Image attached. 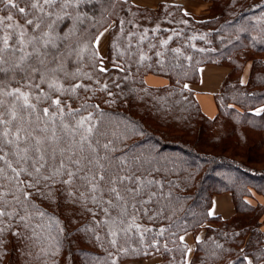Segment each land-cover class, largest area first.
<instances>
[{"label": "trees", "instance_id": "16d2710c", "mask_svg": "<svg viewBox=\"0 0 264 264\" xmlns=\"http://www.w3.org/2000/svg\"><path fill=\"white\" fill-rule=\"evenodd\" d=\"M210 1L204 14L184 11L171 0L155 8L130 0L58 4L40 29L26 23L33 16L25 0H15L17 8L0 2V31L16 33L18 23H26L29 37L49 32L55 43L37 42L45 62L34 55L25 66L27 79L18 71L0 73L6 91L30 94L36 111L29 120L39 116L40 127L51 129L54 123L59 132L60 109L72 113L63 118L70 126L91 116L85 126H95L94 139L109 145L108 155L131 162L136 176L154 182L138 198L149 202L129 207L122 224L108 193H96L101 200L94 203L85 188L69 197L74 189L50 184L52 196H42L50 188L30 189L32 178L21 175L26 182L21 187L33 194L30 203L6 209L16 215L0 224L7 229L0 234V264H258L264 259V0ZM203 65L225 71L213 94V116L201 110L195 94ZM148 74L162 82L149 84ZM56 100L59 106L52 103ZM44 109L56 119L44 117ZM105 151L99 148L100 155ZM222 192H230L234 206L225 218L209 213L212 196ZM255 195L260 199L248 200ZM133 216L139 231H122ZM185 233L193 235L191 243L183 240Z\"/></svg>", "mask_w": 264, "mask_h": 264}, {"label": "snow or ice", "instance_id": "6c2138e0", "mask_svg": "<svg viewBox=\"0 0 264 264\" xmlns=\"http://www.w3.org/2000/svg\"><path fill=\"white\" fill-rule=\"evenodd\" d=\"M0 2L11 5L13 8L18 7L15 0H0ZM73 2L86 3L88 0H25V3L29 5L28 12L33 16V19L27 20L26 23L34 25L35 29H40L47 19L55 14L58 4L62 8H67ZM18 10L22 14L26 13L25 8ZM60 18L59 15L56 16L57 20ZM8 19L11 20L12 17L9 16ZM55 22L53 21V24ZM53 24H48V28L51 29ZM8 27L12 28L13 26L8 25ZM16 35L15 32H12L8 36L0 37V43H2L0 46V73L6 76L10 71H18L25 73L22 79H27L28 74L25 72V66L34 55L40 64L45 62L40 58L41 52L40 48L36 47L37 42H40L43 47L49 45L55 47V43L50 38L49 32H42L41 35L29 37L27 40L24 39L26 32H20L19 38L14 39ZM10 39H14L12 45L9 44ZM29 45H32L31 52L25 51ZM17 52L22 53L18 58H16ZM6 54H9L7 59L5 58ZM47 55V52L43 53V56ZM32 71L34 72L36 69L32 68ZM12 79L15 77L13 76ZM17 82L19 83V81ZM31 86L36 87V85ZM5 87V80L0 79V224L3 223V217L7 216L11 219L16 215L15 209L11 212L6 210L9 205L30 203L33 193L24 191L21 187L26 183L20 179L21 175L32 178V183H27V187L30 189L35 188L39 191L38 186L40 185L50 188L48 192H40L39 194L42 196H52L55 189H51L50 184H61L66 186V189H74L75 191H68L69 197H73L80 188H85L86 192L92 194L91 199L94 203H100L101 200V197H98L96 193H108L111 197L108 203L111 207L119 209L122 224L125 223L123 218L128 216L129 207L136 209L137 204L149 202L148 200L140 201L138 198L154 182L136 176L131 162L108 155V152L112 151L109 145H100L99 140L94 139L95 126H85V121L90 120L91 116L84 117L70 126L64 123L63 118L71 116L72 113H65L63 109H60L59 132H57L54 123L51 129L47 124L40 127L41 117L29 120V117L36 111V105L30 102V94L20 88L6 91ZM49 87H55L57 91H62L54 84H49ZM74 90L72 89V91ZM8 98H12L11 101ZM41 98L40 96L36 97L37 100ZM43 98L47 99V95L45 94ZM52 103L60 105L59 100L52 101ZM43 116L50 121L56 119V113L50 115L49 109L43 110ZM13 127H15V132L11 131ZM36 131L41 133L51 131V135L36 136L34 135ZM22 144L23 146H21ZM99 148L106 150L104 155L99 154ZM65 176L68 178L64 179ZM64 190L61 189V191ZM9 195L12 196L11 200L7 199ZM84 196L85 193L80 192V197ZM113 200L116 203H113ZM107 211L108 209H105V212ZM20 219L25 220V217L21 216ZM25 226L27 227V225ZM139 228L140 226L135 223L133 216L122 231L128 232L132 229L139 231ZM6 230V228L0 227V234ZM144 231H148V229ZM116 234V231L111 233L114 237ZM2 243L3 241L0 240V244ZM112 243L115 245L116 240L113 239Z\"/></svg>", "mask_w": 264, "mask_h": 264}, {"label": "crops", "instance_id": "0c3cea01", "mask_svg": "<svg viewBox=\"0 0 264 264\" xmlns=\"http://www.w3.org/2000/svg\"><path fill=\"white\" fill-rule=\"evenodd\" d=\"M133 3L141 6H148V7H157V5L166 0H130ZM171 2H176L182 4V7L184 11L197 14L200 12H197L199 9L207 8L208 5L211 3L209 0H171ZM188 2H190L191 8H189ZM196 8V11L194 10ZM194 12H193V10ZM205 10H202L201 12H204ZM247 72H248V66L244 68V71L242 73V80L245 81L247 78ZM224 69L220 66L216 65H203L200 67V81L198 84H196L195 90H196V98L198 100L199 106L201 110L207 115V116H213L216 113V106L214 104L213 100V94L218 90L219 85L221 83V80L224 76ZM154 77L155 75L151 74ZM148 75L146 76V81L149 84L157 85L162 82V78L160 77L159 81H150L148 80ZM204 107V109L202 108ZM260 199L259 196L255 195V198H248L249 201H255ZM234 212V206L232 202V197L230 192H222L217 193L212 196V201L209 207V213L211 215H219L221 217H228ZM262 229L264 230V225H262ZM183 240H185L188 243L192 242V239L194 238L193 235L189 233H185L182 236ZM123 264H148L147 262H129V263H123ZM258 264H264V259L259 261Z\"/></svg>", "mask_w": 264, "mask_h": 264}, {"label": "rangeland", "instance_id": "374dc122", "mask_svg": "<svg viewBox=\"0 0 264 264\" xmlns=\"http://www.w3.org/2000/svg\"><path fill=\"white\" fill-rule=\"evenodd\" d=\"M210 4L208 5L207 8L205 7L204 9H199L197 12H200V13H197V14H201V13L204 14V13H206L208 11V9H209ZM188 5H189V8H191L190 2H188ZM194 10L196 11V8H194ZM194 10H193V12H194ZM202 10H205V11L204 12H201ZM18 24H20L21 26H19V27L16 28V34H17L16 36H17V38H19V33L23 31V32H26V35H25L24 39L27 40L29 38V36H28V29L29 28L27 27L26 23L22 25L21 22H19ZM10 33H11V30L10 29L2 28V30L0 31V37L6 36V34L10 35ZM150 76H152V75L151 74H148V77L149 78H150ZM159 78H160V76L155 75L153 78H150L149 80L150 81H159L160 80ZM202 108L204 109L203 106H202ZM252 202H254V201H252Z\"/></svg>", "mask_w": 264, "mask_h": 264}, {"label": "bare ground", "instance_id": "6f19581e", "mask_svg": "<svg viewBox=\"0 0 264 264\" xmlns=\"http://www.w3.org/2000/svg\"><path fill=\"white\" fill-rule=\"evenodd\" d=\"M99 48H100V51H101V52H103L104 49H105L103 38L100 39ZM150 78H153V77H150ZM150 78H149V79H150ZM149 79H148V80H149Z\"/></svg>", "mask_w": 264, "mask_h": 264}]
</instances>
